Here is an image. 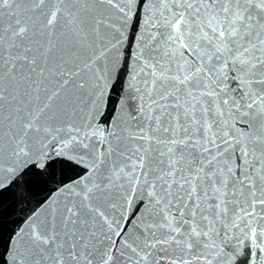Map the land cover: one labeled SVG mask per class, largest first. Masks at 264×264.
Masks as SVG:
<instances>
[{"label":"snow or ice","instance_id":"obj_1","mask_svg":"<svg viewBox=\"0 0 264 264\" xmlns=\"http://www.w3.org/2000/svg\"><path fill=\"white\" fill-rule=\"evenodd\" d=\"M0 264H264V0H0Z\"/></svg>","mask_w":264,"mask_h":264},{"label":"water","instance_id":"obj_2","mask_svg":"<svg viewBox=\"0 0 264 264\" xmlns=\"http://www.w3.org/2000/svg\"><path fill=\"white\" fill-rule=\"evenodd\" d=\"M7 211H11V210H10V209H8ZM5 214H7V212H6Z\"/></svg>","mask_w":264,"mask_h":264}]
</instances>
